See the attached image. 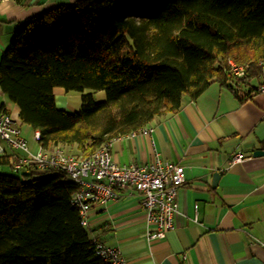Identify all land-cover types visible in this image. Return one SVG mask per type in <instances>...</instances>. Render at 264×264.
<instances>
[{
	"label": "trees",
	"instance_id": "1",
	"mask_svg": "<svg viewBox=\"0 0 264 264\" xmlns=\"http://www.w3.org/2000/svg\"><path fill=\"white\" fill-rule=\"evenodd\" d=\"M229 58L247 66L243 76L223 66ZM263 62L264 0H76L14 32L0 88L41 149L85 158L213 83L243 101L262 85ZM58 87L82 93L77 110L56 107ZM77 188L64 173H0V264H113L70 203Z\"/></svg>",
	"mask_w": 264,
	"mask_h": 264
},
{
	"label": "crops",
	"instance_id": "2",
	"mask_svg": "<svg viewBox=\"0 0 264 264\" xmlns=\"http://www.w3.org/2000/svg\"><path fill=\"white\" fill-rule=\"evenodd\" d=\"M75 1H0V55L28 18ZM263 83L264 75L254 82ZM54 93L56 107L70 111L68 92L58 87ZM0 110L11 114L30 152H38L35 131L21 123L19 108L1 88ZM146 128L151 131L114 138L110 156L118 164L159 160L184 167L172 228L160 238L148 239L154 226L145 220L139 195L122 189L116 190L115 198L91 205V237L118 248L128 264H264V91H252L240 101L213 83L196 99L184 98L176 113L156 117ZM0 146L10 167L15 156L24 155L1 138ZM255 150L263 154L253 155ZM236 152L245 159L232 162Z\"/></svg>",
	"mask_w": 264,
	"mask_h": 264
},
{
	"label": "built area",
	"instance_id": "3",
	"mask_svg": "<svg viewBox=\"0 0 264 264\" xmlns=\"http://www.w3.org/2000/svg\"><path fill=\"white\" fill-rule=\"evenodd\" d=\"M226 67L236 76H243L247 69L246 65L231 61ZM258 90L264 91V84ZM149 131L150 128L141 130L142 133ZM33 137L38 141L39 132L35 131ZM0 138L10 147L24 152V155L14 157V170L28 171L32 168L38 171L37 175L46 172L64 173L74 181L78 188L72 194L70 203L77 208L83 226L88 223V212L93 203L115 198L118 195L116 190L133 189L139 195L146 222L154 226L147 238H160L165 230L172 228L173 214L177 208V190L185 182V170L181 164L159 160L148 164H118L110 156L111 141L85 158L67 154L59 147L52 151L40 149L31 153L27 140L14 125L11 114L4 110H0ZM0 153H4L1 146ZM244 159L241 152H236L232 162ZM95 249L98 257L113 264H128L118 248L96 242Z\"/></svg>",
	"mask_w": 264,
	"mask_h": 264
},
{
	"label": "rangeland",
	"instance_id": "4",
	"mask_svg": "<svg viewBox=\"0 0 264 264\" xmlns=\"http://www.w3.org/2000/svg\"><path fill=\"white\" fill-rule=\"evenodd\" d=\"M229 61L234 62L235 64H237L232 58H229L227 60V62H222L223 63V66H227ZM100 93L103 94V98L101 97ZM81 94L82 93L80 91H74V90L68 91V96H69V101H70V106H69L68 109H70V112H74L75 110L78 109V107L80 105V102H81ZM93 96H94V99L96 101H104L105 100V92L103 90L93 91ZM30 135H32V134L29 131V133L26 134V136L28 138H30ZM60 149L63 150L65 153H67L66 149H64L62 147ZM0 166H2V168L0 169V173H4V174H14L16 176L17 175L18 176L21 175V170H19V171L18 170H14L13 168H11L10 166H8L7 164L0 165ZM22 170H24V169H22ZM28 171H30V172L31 171H35L36 173L33 172V174H35L37 176L38 171H36L35 169L30 168V169H28Z\"/></svg>",
	"mask_w": 264,
	"mask_h": 264
},
{
	"label": "water",
	"instance_id": "5",
	"mask_svg": "<svg viewBox=\"0 0 264 264\" xmlns=\"http://www.w3.org/2000/svg\"><path fill=\"white\" fill-rule=\"evenodd\" d=\"M261 154H263V151L262 150H255V151H253V155H261ZM219 175H220L219 172L214 173V175H213V183H215L217 181Z\"/></svg>",
	"mask_w": 264,
	"mask_h": 264
}]
</instances>
